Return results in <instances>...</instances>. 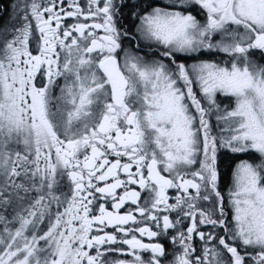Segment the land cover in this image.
<instances>
[{"label": "snow or ice", "instance_id": "6c2138e0", "mask_svg": "<svg viewBox=\"0 0 264 264\" xmlns=\"http://www.w3.org/2000/svg\"><path fill=\"white\" fill-rule=\"evenodd\" d=\"M0 15V264H264V0Z\"/></svg>", "mask_w": 264, "mask_h": 264}, {"label": "flooded vegetation", "instance_id": "af4514ba", "mask_svg": "<svg viewBox=\"0 0 264 264\" xmlns=\"http://www.w3.org/2000/svg\"><path fill=\"white\" fill-rule=\"evenodd\" d=\"M10 3V0L0 1V5H7ZM8 18L6 15H0V26L4 25L7 22Z\"/></svg>", "mask_w": 264, "mask_h": 264}, {"label": "trees", "instance_id": "16d2710c", "mask_svg": "<svg viewBox=\"0 0 264 264\" xmlns=\"http://www.w3.org/2000/svg\"><path fill=\"white\" fill-rule=\"evenodd\" d=\"M1 1V0H0ZM2 1H4V0H2Z\"/></svg>", "mask_w": 264, "mask_h": 264}]
</instances>
